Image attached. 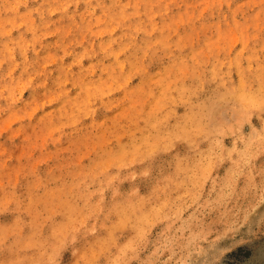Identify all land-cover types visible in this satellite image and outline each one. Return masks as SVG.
Listing matches in <instances>:
<instances>
[{
	"label": "rangeland",
	"instance_id": "obj_1",
	"mask_svg": "<svg viewBox=\"0 0 264 264\" xmlns=\"http://www.w3.org/2000/svg\"><path fill=\"white\" fill-rule=\"evenodd\" d=\"M0 264H264V0H0Z\"/></svg>",
	"mask_w": 264,
	"mask_h": 264
}]
</instances>
